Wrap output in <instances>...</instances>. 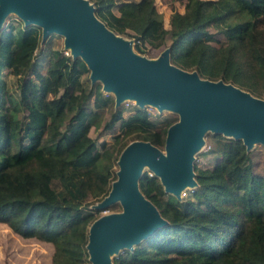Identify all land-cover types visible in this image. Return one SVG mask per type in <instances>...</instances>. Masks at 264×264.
<instances>
[{"label":"trees","instance_id":"obj_1","mask_svg":"<svg viewBox=\"0 0 264 264\" xmlns=\"http://www.w3.org/2000/svg\"><path fill=\"white\" fill-rule=\"evenodd\" d=\"M114 4L115 0H98L100 19L111 27L136 29L138 40L169 31L175 63H195L201 75L239 84L244 72L264 77V0H188L184 11L173 9L169 29L153 13L155 0L123 1L119 14L112 10ZM40 37L33 25L11 24L0 31V222L24 238L51 243V264H85L89 228L95 220L88 200L107 195L111 182L109 150L100 149L90 129L110 98L96 83L79 101L75 91L89 66L80 56L51 48L46 72L35 68L36 78L22 81L20 101L14 103L1 73L7 68L21 75L30 68ZM92 95L97 110L85 105ZM21 108L28 112L25 122L16 117ZM69 110L74 113L60 130ZM118 122L136 130L155 126L146 108L137 107L127 118L115 108L100 135L117 133ZM165 137L155 131L145 139L161 147ZM220 147L221 175L202 170L200 179L206 198L217 203L221 232L234 241L240 229L243 241L239 251L213 264H264V156L255 169L241 141L223 140ZM233 190L242 191L250 204L244 216L223 208ZM194 205L189 200L182 206ZM151 244L155 254L124 251L120 264H175L173 255L181 253L179 237Z\"/></svg>","mask_w":264,"mask_h":264},{"label":"water","instance_id":"obj_2","mask_svg":"<svg viewBox=\"0 0 264 264\" xmlns=\"http://www.w3.org/2000/svg\"><path fill=\"white\" fill-rule=\"evenodd\" d=\"M12 11L27 24L42 26L44 38L53 31L64 34L73 56L84 59L92 79L115 91L118 102L133 97L141 106L171 108L180 115L167 132L164 151L145 140L132 141L122 151L118 177L99 206L105 209L120 200L124 210L92 222L87 248L94 264H112L109 251L131 246L166 222L138 189L145 165L179 194L195 183L192 154L207 127L242 137L248 148L264 143V99L172 65L171 48L156 59L135 53L131 42L97 18L89 0H0V29Z\"/></svg>","mask_w":264,"mask_h":264},{"label":"rangeland","instance_id":"obj_3","mask_svg":"<svg viewBox=\"0 0 264 264\" xmlns=\"http://www.w3.org/2000/svg\"><path fill=\"white\" fill-rule=\"evenodd\" d=\"M123 1L137 3L139 0H115L112 10L116 14L120 13L118 8ZM187 1L188 0H155L153 13L155 17L163 21L165 27L169 29V20L173 9L184 11ZM89 2L95 8V15L100 19L97 14L99 8L98 0H89ZM11 24H22L23 26L33 25L38 27L41 32L40 42L34 53L33 65L21 75H17L12 69L7 68L1 73L5 89L9 91L14 103H18L21 97L20 85L22 81L24 79H35V68L42 73L46 72L49 61V49H61L65 54H67V52L69 53L68 55L73 54L71 47H68L66 44L65 35L62 33L53 31L44 38L42 26L36 23L27 24L15 11L10 12L6 16L0 31L9 27ZM106 26L117 36L131 42L133 51L141 56L156 59L164 50L171 48L172 37L169 31L144 41L136 38L138 37V32L134 28L111 27L107 24ZM170 63L184 70L197 72L203 79L213 81L222 80L232 83L244 91L264 99V77L262 76L260 77L249 72H244L240 74L244 82L239 84L235 83L231 78L226 80L223 78L213 79L215 77L201 75L198 71L197 64L193 63L189 66H183L173 62L171 60V55ZM215 71L222 72L224 70L215 68ZM234 74L237 73L232 71L231 75L234 76ZM96 83L102 84V90L105 96L110 98V103L99 110V115L91 126L90 135L95 138L101 150H109L110 155L107 162L109 163L108 168L111 174V182H109L107 190L110 192L113 181L117 179L116 176L118 177V171L120 169L119 159L122 154L121 148H123L126 143L129 144L135 140L150 141L149 139H145V137H148L155 131L167 135L169 128L179 121L180 115L176 110L171 108L160 109L153 104L141 106L137 102V99L133 97H126L118 102L115 91L105 89L101 79H92L91 70L81 74L79 77V86L75 91V93L79 94V101L94 89ZM6 98L9 99L8 94H6ZM113 100L114 105L111 104ZM85 105L97 110L95 107V96H90L89 100L85 102ZM137 107L148 109L151 119L155 122L154 127L136 130L129 129L126 126L120 127L121 122H118L119 130L117 133L100 135L102 126L115 108L122 109L124 117L127 118L135 112ZM73 113V110L67 111L60 126V130L65 129ZM27 114V110L21 108L16 113V117L25 122L27 120ZM50 133L51 131L48 129L47 134L49 135ZM223 140L241 141L242 144L245 145V150L250 157V161L254 164L255 169L259 160L264 156V143L259 141L254 142L253 145L248 148L242 137L215 131L207 127L203 134V141L193 150L192 154L195 183L185 186L181 193L177 194L168 190L162 178L148 165H145L138 178V189L145 198L150 200L157 207L160 215L166 222L160 225L156 232L141 238L131 246H123L118 250L109 251L112 264H120L121 255L124 251L155 254V248L151 246V243L157 239H168L169 237H179L181 239V253L173 255L176 259L175 264H182L184 261H192V259L199 261V264H213L219 262L220 258H225L227 255L240 250L243 241L241 230L239 229L237 231V237L234 241L229 240L221 232V225L217 216V203L206 198L203 183L200 179L202 170H214L217 173L216 177L221 175L220 169L222 167V162L220 161V145ZM104 142L105 144H103ZM159 148L164 151L165 144ZM113 178L116 179L113 180ZM107 195L102 194L99 197H91L88 200L90 203L89 208L92 209L95 214L94 219L105 214L122 212L124 210V206L120 200L109 204L105 209L100 208L99 205ZM229 198L230 199L225 202V207L223 205L224 209L235 211L237 216H244L246 212L250 210V204L242 191H230ZM189 200L194 201L195 205L190 209H184L182 205ZM53 249L51 243L40 241L36 238H24L15 233L6 223L0 222V264H51ZM87 253L88 255L84 256L85 264H94L90 258L88 248Z\"/></svg>","mask_w":264,"mask_h":264},{"label":"built area","instance_id":"obj_4","mask_svg":"<svg viewBox=\"0 0 264 264\" xmlns=\"http://www.w3.org/2000/svg\"><path fill=\"white\" fill-rule=\"evenodd\" d=\"M69 53L67 52V55H68Z\"/></svg>","mask_w":264,"mask_h":264}]
</instances>
